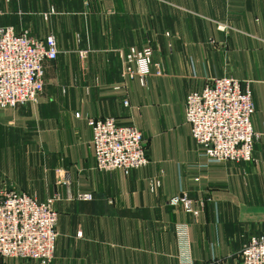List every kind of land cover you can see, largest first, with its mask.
Segmentation results:
<instances>
[{"label": "crops", "instance_id": "0c3cea01", "mask_svg": "<svg viewBox=\"0 0 264 264\" xmlns=\"http://www.w3.org/2000/svg\"><path fill=\"white\" fill-rule=\"evenodd\" d=\"M51 4L68 14L53 19L60 51L44 89L36 101L0 106V189L58 195L49 264H179L178 221L189 223L194 264H243L249 238L264 233V0ZM148 44L163 73L142 85L123 76L122 53ZM221 75L252 90V160L210 162L186 120L187 94ZM104 116L143 131L147 165L129 173L96 167L88 117ZM153 178L161 179L155 191ZM183 190L197 214L168 203ZM0 264L41 263L0 256Z\"/></svg>", "mask_w": 264, "mask_h": 264}, {"label": "built area", "instance_id": "2783aa9c", "mask_svg": "<svg viewBox=\"0 0 264 264\" xmlns=\"http://www.w3.org/2000/svg\"><path fill=\"white\" fill-rule=\"evenodd\" d=\"M52 7L50 11L54 12ZM223 27V25H219ZM60 49L54 33L43 37L25 29L17 31L12 24L0 21V106L15 107L36 101L44 89V61L57 57ZM153 47L131 46L122 53L124 77H138L142 85L152 73L162 74L156 63L153 69ZM126 104L128 100H125ZM255 111L252 90L233 75L215 76L199 90L190 91L185 101V117L193 137L203 147L210 162L252 160L254 141L258 137L252 123ZM80 115L79 112L76 113ZM92 128L96 167L103 170L132 168L149 163L143 131L133 123L120 124L114 116L88 117ZM161 186L160 178L150 180V189ZM88 199L89 192L76 194ZM58 195L40 199L18 188L0 189V256L34 258L49 264L59 235V213L54 206ZM186 212L198 213L196 200L187 191L168 199ZM179 264H194L189 223L175 224ZM243 264H264V233L252 235L242 249Z\"/></svg>", "mask_w": 264, "mask_h": 264}, {"label": "rangeland", "instance_id": "374dc122", "mask_svg": "<svg viewBox=\"0 0 264 264\" xmlns=\"http://www.w3.org/2000/svg\"><path fill=\"white\" fill-rule=\"evenodd\" d=\"M18 1L19 0H0V4H6L5 7H7L5 8L2 7L3 5H0V21L2 24L8 22L9 24L16 26L19 32L27 29L31 34L36 36L40 31H42L43 34L51 33L54 27V17L68 14L59 13L54 6H50L52 5L51 3L53 0H20L22 5L10 10L8 5L13 2L17 3ZM52 7H54L55 11L46 15L45 13L50 11ZM20 9L22 11H19ZM35 30H38L37 34H35ZM46 60L48 61L46 62ZM46 60L43 63L45 74L48 66L47 64L55 62V60ZM180 146L181 144L179 143L178 147Z\"/></svg>", "mask_w": 264, "mask_h": 264}]
</instances>
